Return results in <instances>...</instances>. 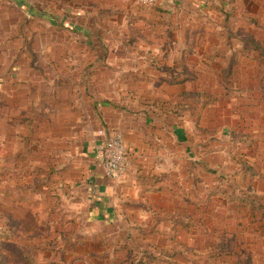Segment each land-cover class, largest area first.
Returning a JSON list of instances; mask_svg holds the SVG:
<instances>
[{
  "label": "rangeland",
  "instance_id": "374dc122",
  "mask_svg": "<svg viewBox=\"0 0 264 264\" xmlns=\"http://www.w3.org/2000/svg\"><path fill=\"white\" fill-rule=\"evenodd\" d=\"M0 264H264V0H0Z\"/></svg>",
  "mask_w": 264,
  "mask_h": 264
},
{
  "label": "built area",
  "instance_id": "2783aa9c",
  "mask_svg": "<svg viewBox=\"0 0 264 264\" xmlns=\"http://www.w3.org/2000/svg\"><path fill=\"white\" fill-rule=\"evenodd\" d=\"M154 1L141 0L145 4H151ZM99 134L104 140L97 145L95 159L104 169L107 177L119 182L124 178L128 166L127 150L122 134L118 131L108 133L105 130H100Z\"/></svg>",
  "mask_w": 264,
  "mask_h": 264
},
{
  "label": "crops",
  "instance_id": "0c3cea01",
  "mask_svg": "<svg viewBox=\"0 0 264 264\" xmlns=\"http://www.w3.org/2000/svg\"><path fill=\"white\" fill-rule=\"evenodd\" d=\"M106 105H107V103L102 102L101 106L103 108H100V109L102 111H103L104 108L107 109L108 106H106ZM108 114H109V110L103 111V115H104V117H103V125H105L103 127L104 128L103 130H105V131H111L112 129H115V126H116V124H114L112 122V120L108 117ZM127 128L125 130H123L125 133H126V131L129 130ZM92 137H93V139H92V147H91L90 153L88 152L89 151V147L87 145L85 147L84 151H83V154H85L86 156H88L91 159H93V162L97 165V167H99L100 170H96L95 172L92 171L91 173H89L88 174L89 177L87 178L86 181L84 180L83 184L88 189L87 194L90 195V190H89L90 187H93V189H92L93 191H94L95 188H97V189H95L97 191L96 195L98 197H102V199H105V197L108 194L105 196L104 193L106 194L107 189L113 187V184H115L116 182L105 175L104 169L99 165V163L95 159V152H96L97 145H100L103 142L104 138L100 136L99 132H98L97 135L92 136ZM127 145L132 146L133 144L129 141L127 143ZM91 194H93V193H91Z\"/></svg>",
  "mask_w": 264,
  "mask_h": 264
},
{
  "label": "trees",
  "instance_id": "16d2710c",
  "mask_svg": "<svg viewBox=\"0 0 264 264\" xmlns=\"http://www.w3.org/2000/svg\"><path fill=\"white\" fill-rule=\"evenodd\" d=\"M40 15V14H39ZM42 16H44V15H42ZM86 34H90L89 32H87ZM105 103H107V102H105ZM221 251H224V249H222ZM230 253V252H229ZM222 261H224V260H222ZM223 263V262H222Z\"/></svg>",
  "mask_w": 264,
  "mask_h": 264
}]
</instances>
